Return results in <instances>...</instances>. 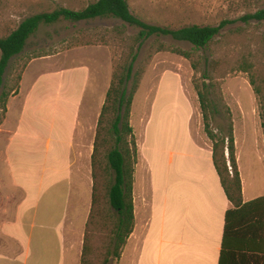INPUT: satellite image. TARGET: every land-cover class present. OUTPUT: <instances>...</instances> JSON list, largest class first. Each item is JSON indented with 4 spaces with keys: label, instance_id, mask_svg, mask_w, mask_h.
I'll return each instance as SVG.
<instances>
[{
    "label": "crops",
    "instance_id": "1",
    "mask_svg": "<svg viewBox=\"0 0 264 264\" xmlns=\"http://www.w3.org/2000/svg\"><path fill=\"white\" fill-rule=\"evenodd\" d=\"M38 55L29 60L18 92L9 98L0 133L31 138L33 141L27 143L32 151L40 149L37 140L43 133L47 149L12 172L22 194L17 208L10 209L8 204L0 212V264H81L92 205V154L111 83L112 61L106 51L98 58L99 76L89 91L92 72L87 64L70 67L57 54ZM50 100H54L52 108ZM92 103L99 104L95 115L89 112ZM12 105L18 114L9 125ZM184 116L189 145L179 151V159L171 158L169 167L157 172L154 163L140 151L139 159L145 162L149 178L148 192L139 197L136 166V224L119 264L128 251L130 264H220L226 213L233 204L215 167L212 144L197 140L191 129L192 115ZM24 144L19 141L21 147ZM34 166L41 173H33ZM241 176L245 202L264 196ZM76 205L81 207L79 214L70 210ZM81 214L88 216L81 232L83 240L75 246L70 241L80 234L68 223Z\"/></svg>",
    "mask_w": 264,
    "mask_h": 264
},
{
    "label": "rangeland",
    "instance_id": "2",
    "mask_svg": "<svg viewBox=\"0 0 264 264\" xmlns=\"http://www.w3.org/2000/svg\"><path fill=\"white\" fill-rule=\"evenodd\" d=\"M94 1L96 0H0V37L9 34L28 16L61 7L81 9ZM128 1L133 13L152 24L173 28L190 24L222 25V28L209 47L202 50L193 48L187 41L164 35L148 38L137 49L134 38L139 29L124 25L120 19L96 18L77 22L61 20L42 24L29 39L24 54L14 58L8 67L5 75L6 90L17 87V76L26 62L38 54L50 53L57 54L60 59L65 58L70 67L87 64L92 72L91 91L99 76L97 60L103 56L104 51L109 53L112 61L109 74L111 78L114 66L126 63L131 49H136L138 55L134 63V75L128 83L130 88L135 78L139 80L131 122L140 151L142 149L159 172L158 169L164 170L166 166H170L171 158L179 159V151L189 145L184 115H192L191 129L195 138L212 144L204 128L201 104L195 87L196 83L202 85V74L207 69L211 81L216 84V90L211 94L215 105V112L210 113L213 115L211 128L219 134L226 129L225 105H228L234 120L241 173L259 192H264V132L260 117L264 100V22L244 19L247 14L263 8L264 0ZM175 47L191 51L198 69L193 68L192 60L173 52ZM243 61L253 65L250 72L239 69ZM28 79L29 76L25 80V87ZM251 79L256 81L261 94L255 93ZM3 91L2 86L0 96ZM53 105L54 100H50V108ZM68 105L71 112L72 105ZM90 106L89 112L95 115L99 104L92 103ZM61 110L58 109L59 112ZM2 113L0 110V115ZM17 114L12 105L9 125L15 121ZM41 135L37 140L40 149L32 151L27 143L33 141L31 138L0 133V212L8 204L10 209L17 208L22 189L15 186L12 172L21 169L28 160L46 153V135ZM20 140L25 142L23 147L19 145ZM43 161L39 160L40 164ZM138 162V194L141 197V194L146 196L148 192L149 178L145 162L140 159ZM37 168L38 166H34L31 171L41 173V169ZM139 200L141 202V198ZM73 201L77 202L75 198ZM79 207L76 205L70 210L79 214ZM144 210L147 212L146 208ZM87 216L88 214H81L76 219L69 220L68 224L77 229L75 233L80 234L73 236L70 241L72 245L76 246L83 240L81 232ZM138 218L141 223L139 213ZM129 254L128 251L120 264H130Z\"/></svg>",
    "mask_w": 264,
    "mask_h": 264
},
{
    "label": "trees",
    "instance_id": "3",
    "mask_svg": "<svg viewBox=\"0 0 264 264\" xmlns=\"http://www.w3.org/2000/svg\"><path fill=\"white\" fill-rule=\"evenodd\" d=\"M111 17L120 19L124 25L139 29L134 38L137 49L148 38L164 35L187 41L193 48L202 50L209 47L222 28V25L190 24L173 28L152 24L133 13L128 0H96L81 9L61 7L28 16L9 34L0 37V87H4L0 96V110L3 112L0 115V125L5 120L10 96L18 92L27 62L17 76V87L9 90H6L7 69L14 58L24 54L29 39L39 30L40 25L61 20L77 22ZM244 19L264 22V7L247 14ZM172 51L192 60L193 68L198 69L191 51L179 47ZM129 55L126 63L114 66L98 120L92 154V205L85 227L81 264H119L128 239L135 229L134 183L140 148L131 116L139 80L135 78L130 88L128 83L134 75L138 51L132 48ZM252 68L250 62L243 61L239 69L250 72ZM202 77V85L196 83L195 87L201 104L204 128L212 142L215 167L227 197L233 204L226 213L220 264H264V196L244 201L233 115L230 107L225 105L226 129L219 134L211 128L213 115L210 113L215 112L211 94L216 90V84L211 81L207 69ZM251 84L255 93L261 94L254 79H251ZM262 107L260 117L264 132V100Z\"/></svg>",
    "mask_w": 264,
    "mask_h": 264
}]
</instances>
